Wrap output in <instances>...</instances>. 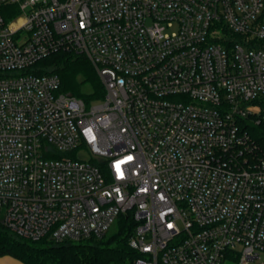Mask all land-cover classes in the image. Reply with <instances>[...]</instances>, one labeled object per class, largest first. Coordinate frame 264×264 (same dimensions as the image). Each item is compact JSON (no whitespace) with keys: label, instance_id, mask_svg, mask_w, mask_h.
<instances>
[{"label":"built area","instance_id":"built-area-1","mask_svg":"<svg viewBox=\"0 0 264 264\" xmlns=\"http://www.w3.org/2000/svg\"><path fill=\"white\" fill-rule=\"evenodd\" d=\"M60 51L88 57L101 99L40 66ZM254 126L264 0H0V221L20 237L101 238L131 212L133 264H252Z\"/></svg>","mask_w":264,"mask_h":264},{"label":"trees","instance_id":"trees-1","mask_svg":"<svg viewBox=\"0 0 264 264\" xmlns=\"http://www.w3.org/2000/svg\"><path fill=\"white\" fill-rule=\"evenodd\" d=\"M57 72L61 89L90 102L101 99L105 87L95 66L84 54L60 51L40 62ZM264 148V128H250ZM136 221L131 212L121 214L116 229L101 238L66 239L56 242L48 237L34 241L16 235L0 221V256L11 255L23 264H133L137 252L130 245ZM264 264V263H263Z\"/></svg>","mask_w":264,"mask_h":264},{"label":"crops","instance_id":"crops-1","mask_svg":"<svg viewBox=\"0 0 264 264\" xmlns=\"http://www.w3.org/2000/svg\"><path fill=\"white\" fill-rule=\"evenodd\" d=\"M0 264H23L19 259L11 255L0 256Z\"/></svg>","mask_w":264,"mask_h":264},{"label":"rangeland","instance_id":"rangeland-1","mask_svg":"<svg viewBox=\"0 0 264 264\" xmlns=\"http://www.w3.org/2000/svg\"><path fill=\"white\" fill-rule=\"evenodd\" d=\"M85 157H89V153H85L84 154ZM2 216L0 215V218ZM116 223L117 221L115 222V224H113V226L111 227L110 231L111 233L114 232V230L116 229ZM264 260V253H262V256H261V259L260 260H257L256 262L252 263V264H258L259 262L263 261ZM226 264H238V263H234V262H227Z\"/></svg>","mask_w":264,"mask_h":264}]
</instances>
